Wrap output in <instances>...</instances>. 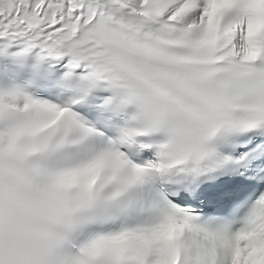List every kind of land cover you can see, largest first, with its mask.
<instances>
[{
  "label": "snow or ice",
  "instance_id": "6c2138e0",
  "mask_svg": "<svg viewBox=\"0 0 264 264\" xmlns=\"http://www.w3.org/2000/svg\"><path fill=\"white\" fill-rule=\"evenodd\" d=\"M0 264H264V0H0Z\"/></svg>",
  "mask_w": 264,
  "mask_h": 264
}]
</instances>
